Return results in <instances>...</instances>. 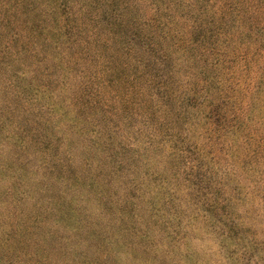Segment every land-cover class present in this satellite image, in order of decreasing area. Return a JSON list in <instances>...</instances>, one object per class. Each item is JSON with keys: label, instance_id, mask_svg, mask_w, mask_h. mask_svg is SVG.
<instances>
[{"label": "rangeland", "instance_id": "rangeland-1", "mask_svg": "<svg viewBox=\"0 0 264 264\" xmlns=\"http://www.w3.org/2000/svg\"><path fill=\"white\" fill-rule=\"evenodd\" d=\"M0 264H264V0H0Z\"/></svg>", "mask_w": 264, "mask_h": 264}]
</instances>
